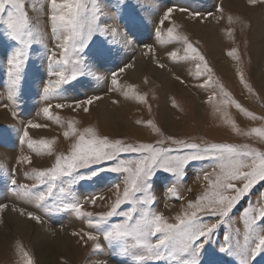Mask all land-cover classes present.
<instances>
[{
    "label": "rangeland",
    "instance_id": "1",
    "mask_svg": "<svg viewBox=\"0 0 264 264\" xmlns=\"http://www.w3.org/2000/svg\"><path fill=\"white\" fill-rule=\"evenodd\" d=\"M98 3L113 16L107 22L119 29L116 42L110 44L111 53L104 60L93 58L95 46L111 40V37L94 35L95 44L90 42L84 53H70L72 60L83 61L85 74L77 76L74 81L61 83L52 93L46 94L45 89L50 84L55 87L59 77L53 73L63 70L70 75L73 65L54 62L60 58L61 49L57 47L60 41L51 30L50 0H26L34 39L31 46L24 49L26 56L19 73L20 80L15 86L8 73L7 59L23 46L13 41L6 34V27L0 24V205H6L0 210V264H25L24 251L32 258L33 264H185L189 259L178 253L174 260L165 252L163 259L156 260L145 249L132 247L134 241L131 240L125 253L122 251L123 242L110 243L103 239L101 229L106 230L124 219L123 215H116L102 224L101 229L95 226L97 214L107 211L115 199L114 185L120 184L123 189L127 174L110 171L118 160L80 169L79 174L86 177L91 176L92 170L97 175L71 185L75 198L83 205L84 211L93 213L92 217L65 210L55 197L38 206L34 197L19 194L21 185L28 186L33 193L46 189L47 184L31 187L37 183L33 169L51 167L57 154L70 150L76 136L64 137V132L69 131V121L78 131L93 127L99 135L110 140L170 148L171 156H183L195 150L173 144L169 137L199 144L201 148L211 143H224L249 145L264 152V139L246 134L253 128H264V3L249 4L248 0H98ZM169 8L173 11L165 20ZM162 20L163 24L160 23ZM169 27L187 36L205 56L212 69L211 84L203 86L209 74L196 75V64L200 62L191 59L190 55L188 59L183 58L186 46L167 36ZM65 34L60 33L61 36ZM233 49L236 50L235 56L229 55ZM172 51L181 58L173 60L169 55ZM53 53L55 58H52ZM221 60H225V70L220 66ZM114 73L118 85L112 84ZM177 76L181 79L177 80ZM218 84L223 85L230 100L239 103L256 118L241 112L231 102L224 103L225 97ZM138 96H143L144 101L137 99ZM210 97L214 99L210 101ZM88 99H93L91 105L84 103ZM77 103L81 105L79 108ZM57 104L65 107L56 108ZM48 105H52V119L43 114V108ZM84 107L89 111L84 112ZM57 116L59 123L55 120ZM230 121L235 122L238 131ZM29 122L46 127L30 128ZM25 131L28 137H24ZM42 138L55 140L51 154L29 148V139ZM160 140L164 143L158 144ZM25 155L31 157L30 164L18 162ZM143 155L121 153L119 159L137 161ZM217 163L211 156L190 161L180 177L157 170L151 188L154 199L145 207L150 212L162 214L169 223H176L177 216L190 211L188 202L207 190L204 175L213 173ZM13 179L15 185L11 182ZM68 179L61 177L54 182L56 196ZM171 187L176 189L175 194L168 192ZM262 192L264 182L254 186L219 225L206 245L207 251L202 252L201 264H240L237 253L244 250L245 235L248 234L243 213L249 206L264 205V197L260 196ZM92 197L97 198L95 204L91 203ZM64 202L72 200L69 198ZM130 207L132 205H122L119 211L126 212ZM28 212L39 216L40 221L29 219ZM201 218L205 223L217 221L213 216L201 215ZM74 232L79 235H73ZM88 232L99 236V240H88L85 235ZM225 235L230 237L227 243L231 252L219 251ZM156 239L149 237L153 243ZM95 243H100L101 248L95 249ZM141 254L144 258L137 259ZM249 264H264V254Z\"/></svg>",
    "mask_w": 264,
    "mask_h": 264
},
{
    "label": "snow or ice",
    "instance_id": "2",
    "mask_svg": "<svg viewBox=\"0 0 264 264\" xmlns=\"http://www.w3.org/2000/svg\"><path fill=\"white\" fill-rule=\"evenodd\" d=\"M123 2V0H122ZM257 2L264 3V0H248L249 4ZM51 4V30L55 34L56 39L60 41L57 47L61 49L60 58L55 59V63L73 65L70 75H66L65 71H56L53 75L59 77L55 81V87L49 85L45 89V93H52L55 88H58L61 83L74 81L77 76L85 74L83 71V61L81 59L72 60L70 53H84L85 49L90 47V42L95 44L93 36L111 37V40L101 41L95 46V51L92 53L94 59L104 60L111 53V43L116 42L119 35V29L111 26L107 21L113 19L110 12H107L100 6L98 0H50ZM90 7V16L89 13ZM126 6V4H125ZM173 9L169 8L165 13L164 19L168 20ZM183 11V9H182ZM222 11V9H220ZM199 15V13H194ZM103 17V19H102ZM232 18L229 17L231 22ZM163 20L160 22L163 24ZM0 24L6 27V34L19 45L23 47L17 48L13 54L7 59L9 65L8 73L12 77V83L15 86L20 80L19 73L26 52L24 49L31 46L34 39V31L30 27L29 15L26 11V0H0ZM66 33L61 36V32ZM159 34V33H158ZM167 36L176 41H181L186 47L184 49L186 55L184 59L197 60L200 63L196 64L197 76L208 73V78L203 86H208L212 82V69L209 67L206 58L201 52L189 41L187 36L178 34L174 27L167 29ZM125 41L127 38L125 37ZM236 50L233 49L229 55L235 56ZM173 60L180 59L178 53L172 51L169 53ZM56 54H52L55 58ZM236 59H239L237 56ZM163 68V64H158ZM120 71H123L121 69ZM112 84L118 85L119 80L117 74H113ZM243 82V75L240 76ZM177 80L181 78L176 77ZM183 82V81H181ZM134 87V86H133ZM221 93L225 97L224 103H233L235 107L246 115L256 118L252 113L247 112L242 106L230 100L229 93L224 91L223 85L218 84ZM115 90V89H113ZM126 96L127 92L124 93ZM95 99H99L96 97ZM137 99L144 101L143 96H138ZM214 97H210V101ZM86 105H91L93 99H88L84 102ZM115 103V101H114ZM70 106V105H69ZM81 105L76 104L79 108ZM56 108H63L65 105L57 104ZM52 105L43 108V114L49 119L53 118L51 111ZM219 110V109H217ZM84 112H88V107L83 108ZM57 123L60 118L55 117ZM139 123V121H138ZM151 123V122H149ZM232 123L234 130L235 122ZM30 128H41L46 125L29 122ZM69 131L64 132V137L76 136L75 142L71 145L67 153L57 154L54 164L45 169H33V178L37 181L31 187L37 188L40 185L47 184L45 190L38 193H33L28 186L21 185L19 194L31 198L34 197L37 205L50 199L57 198L65 210H72L78 216L92 217L93 213L84 211L83 205L75 198L71 190V185L77 181L90 179L91 176H96L95 170L91 171V176L79 174L80 169L89 168L92 165H99L105 161H117L114 167L110 168L111 172L126 173L123 181V189L121 185H114L115 199L105 212L98 213V219L95 226L101 229V225L106 223L109 218L116 215H123L124 219L121 223L112 225L103 232V239L112 242H123L122 251L127 253L128 241H134L132 247L143 248L147 253L156 260L164 258V253L172 259H176L178 253L189 257L185 264H201L202 252L207 251L206 245L210 243L211 237L216 229L222 224L225 218L230 216V213L236 206L251 192V190L259 183L264 182V152L249 145L237 146L233 144L211 143L201 148V145L196 143H187L183 140H175L169 137L173 144L181 145L186 149L195 151L183 156H171L170 148L155 147L151 143H140L138 145L126 144L120 139L110 140L107 136H101L93 127H87L83 131H78L74 123L68 122ZM247 135L255 134L261 139H264V128H253ZM28 132H24V137H28ZM55 140L42 138L40 140H28L29 148L40 152L46 150L51 154ZM158 144H163L164 141H157ZM39 147H36V146ZM142 153L145 154L140 160L131 161L119 159L121 153ZM214 157L217 160V166L213 169V173H205L204 179L208 182L207 190L202 195L198 196L194 201H189L187 208L190 211H185L183 215L177 216L176 223H169L162 214L150 212L145 206L149 205L154 199L151 195L152 180L156 175L157 170H163L166 173L180 177L184 166L190 161L204 160L208 157ZM21 163L30 164V156H21ZM218 169V171H217ZM61 177H68L65 186L58 189L59 196H56L55 181ZM12 184H16L13 179ZM168 192L175 194L176 189L171 187ZM232 193V194H229ZM264 197V192L260 194ZM71 198L72 202L65 203L66 199ZM103 199V197H99ZM96 197L91 198V203H96ZM132 205L128 211L121 213L119 210L122 205ZM6 205H0L2 210ZM15 210V209H13ZM25 213L21 210V215ZM201 215L213 216L217 218L216 222L205 223ZM27 216L31 220L40 221V217L32 212H28ZM244 224L248 234L245 235V248L237 253L240 257V264H249L250 261H255L256 257L264 254V205L249 206L243 213ZM89 224L92 221L89 220ZM79 235V233H73ZM88 240L98 241L99 236L91 232L85 233ZM149 237H157L155 242H151ZM224 243L219 247L220 252H231L232 248L228 245L230 237L224 236ZM251 240V244H249ZM95 249H100V243H95ZM25 264H33L32 258L24 251ZM143 254L138 255L137 259H143Z\"/></svg>",
    "mask_w": 264,
    "mask_h": 264
},
{
    "label": "bare ground",
    "instance_id": "3",
    "mask_svg": "<svg viewBox=\"0 0 264 264\" xmlns=\"http://www.w3.org/2000/svg\"><path fill=\"white\" fill-rule=\"evenodd\" d=\"M225 65H226V64H225V60H221V64H220V66H222V69H224V70L227 68V66H225ZM138 75H139V74H138ZM138 75H137V76H138ZM164 76H165V75H164ZM162 77H163V76H162ZM160 78H161V77H160ZM160 78H159V79H160ZM137 79H138V78H137ZM162 80H164V78H163ZM165 81H166V80H165ZM165 81H164V82H165ZM121 101H122V99H121ZM123 101H124V100H123ZM120 103H121V102H120ZM125 104H127V103H125ZM129 107H130V106H129ZM184 107H185V106H184ZM116 108H117V107H116ZM136 108H137V107H136ZM159 108H160V107H159ZM121 109H122V108H121ZM121 109H120V110H121ZM129 109H130V108H129ZM131 109H132V108H131ZM121 111H123V110H121ZM125 111H128V110H125ZM132 111H133V110H132ZM125 113H126V112H125ZM109 119H110V118H109ZM125 122H126V121H125ZM167 123L169 124L170 122H167ZM106 124H110V122H109V123H106ZM126 125H127V124H126ZM166 125H167V124H166ZM169 125H170V124H169ZM173 125H174V124H173ZM130 126H131V125H130ZM130 128H131V127H130ZM117 129H118V128H117ZM132 129H133V128H132ZM127 130H128V129H127ZM137 130H138V129H137ZM141 134H142V133H141Z\"/></svg>",
    "mask_w": 264,
    "mask_h": 264
}]
</instances>
